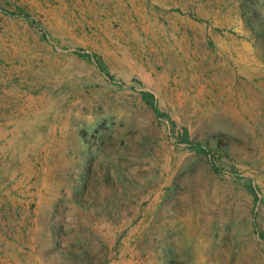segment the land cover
I'll return each instance as SVG.
<instances>
[{
    "label": "rangeland",
    "instance_id": "obj_1",
    "mask_svg": "<svg viewBox=\"0 0 264 264\" xmlns=\"http://www.w3.org/2000/svg\"><path fill=\"white\" fill-rule=\"evenodd\" d=\"M0 264H264V0H0Z\"/></svg>",
    "mask_w": 264,
    "mask_h": 264
},
{
    "label": "trees",
    "instance_id": "obj_2",
    "mask_svg": "<svg viewBox=\"0 0 264 264\" xmlns=\"http://www.w3.org/2000/svg\"><path fill=\"white\" fill-rule=\"evenodd\" d=\"M143 97L145 98L146 102L154 109L156 115L161 116V112L155 103L154 96L152 94L145 93ZM197 151L201 153H206V151L202 147H197Z\"/></svg>",
    "mask_w": 264,
    "mask_h": 264
}]
</instances>
